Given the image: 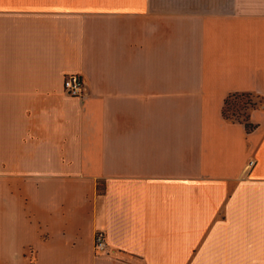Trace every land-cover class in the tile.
<instances>
[{"label": "crops", "instance_id": "crops-1", "mask_svg": "<svg viewBox=\"0 0 264 264\" xmlns=\"http://www.w3.org/2000/svg\"><path fill=\"white\" fill-rule=\"evenodd\" d=\"M243 92L264 0H0V264H264V107L223 117Z\"/></svg>", "mask_w": 264, "mask_h": 264}, {"label": "trees", "instance_id": "trees-1", "mask_svg": "<svg viewBox=\"0 0 264 264\" xmlns=\"http://www.w3.org/2000/svg\"><path fill=\"white\" fill-rule=\"evenodd\" d=\"M233 100L237 101L238 105H242H237V107L243 111H247V113L242 112L243 114H241L238 111V114H236L235 109H233L232 114H230V106ZM263 107L264 99L260 95L251 92L233 93L230 94L225 100V105L223 107V117L229 122L243 124L247 133H251L257 128V125L250 121V112L255 109H262Z\"/></svg>", "mask_w": 264, "mask_h": 264}, {"label": "built area", "instance_id": "built-area-1", "mask_svg": "<svg viewBox=\"0 0 264 264\" xmlns=\"http://www.w3.org/2000/svg\"><path fill=\"white\" fill-rule=\"evenodd\" d=\"M65 91L76 98L84 99L87 94V84L82 75H70L64 81ZM95 251L103 253L107 250V243L103 232L99 231L94 240Z\"/></svg>", "mask_w": 264, "mask_h": 264}, {"label": "rangeland", "instance_id": "rangeland-1", "mask_svg": "<svg viewBox=\"0 0 264 264\" xmlns=\"http://www.w3.org/2000/svg\"><path fill=\"white\" fill-rule=\"evenodd\" d=\"M242 104V103H241ZM237 101H235V100H233V102H231V106H230V114H232V110L233 109H235V111H236V114H238V111L241 113V114H243V113H247V111H243L242 109H240V108H238L237 107ZM238 106H242V105H238ZM243 112V113H242Z\"/></svg>", "mask_w": 264, "mask_h": 264}]
</instances>
